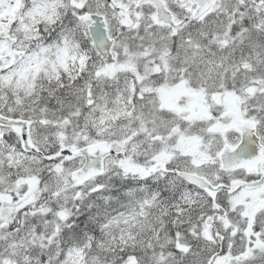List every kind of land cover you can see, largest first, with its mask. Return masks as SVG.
<instances>
[{
	"label": "snow or ice",
	"instance_id": "snow-or-ice-1",
	"mask_svg": "<svg viewBox=\"0 0 264 264\" xmlns=\"http://www.w3.org/2000/svg\"><path fill=\"white\" fill-rule=\"evenodd\" d=\"M0 264H264V0H0Z\"/></svg>",
	"mask_w": 264,
	"mask_h": 264
}]
</instances>
